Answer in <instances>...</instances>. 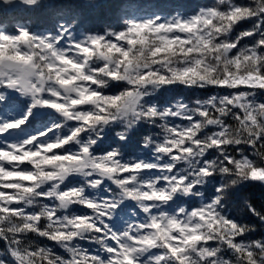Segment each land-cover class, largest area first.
Returning <instances> with one entry per match:
<instances>
[{"label": "snow or ice", "instance_id": "snow-or-ice-1", "mask_svg": "<svg viewBox=\"0 0 264 264\" xmlns=\"http://www.w3.org/2000/svg\"><path fill=\"white\" fill-rule=\"evenodd\" d=\"M0 264H264V0H0Z\"/></svg>", "mask_w": 264, "mask_h": 264}]
</instances>
